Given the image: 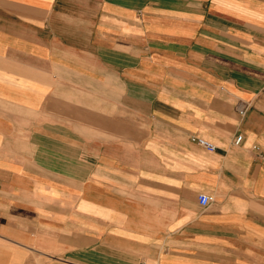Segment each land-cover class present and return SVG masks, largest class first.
Listing matches in <instances>:
<instances>
[{
    "label": "crops",
    "instance_id": "crops-1",
    "mask_svg": "<svg viewBox=\"0 0 264 264\" xmlns=\"http://www.w3.org/2000/svg\"><path fill=\"white\" fill-rule=\"evenodd\" d=\"M0 264H264V0H0Z\"/></svg>",
    "mask_w": 264,
    "mask_h": 264
},
{
    "label": "built area",
    "instance_id": "built-area-1",
    "mask_svg": "<svg viewBox=\"0 0 264 264\" xmlns=\"http://www.w3.org/2000/svg\"><path fill=\"white\" fill-rule=\"evenodd\" d=\"M196 140H197V142L199 144L203 145L204 147H206L208 149H214L215 148V146L213 144H211L210 142L206 141L203 138H196ZM240 140H241V136L238 135L236 137V139H235V142L236 143H239ZM197 199H198V203L200 205H202V206H205L206 204H208V202L210 200V198L206 194H204V193H199Z\"/></svg>",
    "mask_w": 264,
    "mask_h": 264
}]
</instances>
